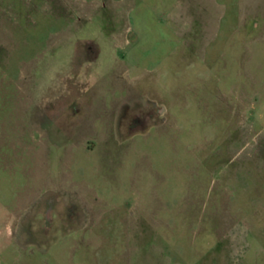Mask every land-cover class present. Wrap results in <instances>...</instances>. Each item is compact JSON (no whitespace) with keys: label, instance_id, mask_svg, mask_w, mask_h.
<instances>
[{"label":"rangeland","instance_id":"374dc122","mask_svg":"<svg viewBox=\"0 0 264 264\" xmlns=\"http://www.w3.org/2000/svg\"><path fill=\"white\" fill-rule=\"evenodd\" d=\"M17 4L0 198L35 211L0 264H264V0Z\"/></svg>","mask_w":264,"mask_h":264},{"label":"crops","instance_id":"0c3cea01","mask_svg":"<svg viewBox=\"0 0 264 264\" xmlns=\"http://www.w3.org/2000/svg\"><path fill=\"white\" fill-rule=\"evenodd\" d=\"M5 3L6 5H4ZM18 5L19 4H17V0H0V21L3 19L2 16L5 15L2 14L3 12H7L8 15L15 14L14 11L17 9L16 7ZM231 59L234 60L233 56L231 57ZM252 76L254 81H260L259 79H256V77H254L255 74H252ZM252 95L253 94L250 95L249 99L245 98L247 96H242L243 100L239 99V108L244 111L243 116L246 118H248V114L254 116L255 106L253 103L254 101L251 99ZM26 148L28 150L29 146H26ZM42 200L43 199L41 195L40 198H38V201L34 202V206H37L39 203H41ZM26 207L27 201L6 203L0 198V256L4 254L8 247L12 244L13 240H15L16 242H20V239L23 238L22 223L24 220V216L31 210L32 212L35 211L33 209V205L30 209ZM35 219L37 220V218Z\"/></svg>","mask_w":264,"mask_h":264}]
</instances>
